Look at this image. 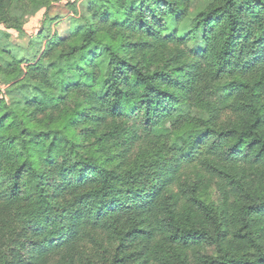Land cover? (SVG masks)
Returning a JSON list of instances; mask_svg holds the SVG:
<instances>
[{
    "label": "trees",
    "instance_id": "1",
    "mask_svg": "<svg viewBox=\"0 0 264 264\" xmlns=\"http://www.w3.org/2000/svg\"><path fill=\"white\" fill-rule=\"evenodd\" d=\"M191 3L90 0L32 53L0 29V264H264V0L180 35Z\"/></svg>",
    "mask_w": 264,
    "mask_h": 264
},
{
    "label": "rangeland",
    "instance_id": "2",
    "mask_svg": "<svg viewBox=\"0 0 264 264\" xmlns=\"http://www.w3.org/2000/svg\"><path fill=\"white\" fill-rule=\"evenodd\" d=\"M89 1L90 0H61L59 3L51 2V6L49 8H44L35 15L27 18L23 26L25 29L24 35L20 34L14 29H7L4 25H1L0 29L11 34L10 42L13 45L24 51L32 53L35 51V48L33 46V48L29 49L30 43L32 47V41L34 39H38L39 35L42 34L43 37L46 38V41L56 32H59L63 35H65V33L66 35H69L68 33L71 31L72 25L69 24L70 19H75L77 22H80L82 17L89 18ZM211 2L212 0H192V3L189 7L188 17L180 24L178 28L180 35H183L190 30L194 17L203 11ZM76 9L78 10L79 14L74 15ZM9 61L10 58L6 55L1 59V64L5 65V63ZM7 87H3V89L6 91ZM8 100L9 103H12L9 96Z\"/></svg>",
    "mask_w": 264,
    "mask_h": 264
}]
</instances>
